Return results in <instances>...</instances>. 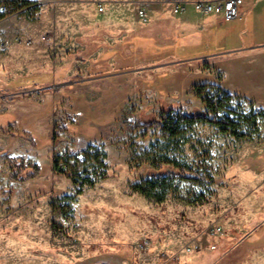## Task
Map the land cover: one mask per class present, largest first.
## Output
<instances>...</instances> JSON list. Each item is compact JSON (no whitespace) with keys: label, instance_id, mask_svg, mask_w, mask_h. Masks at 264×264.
I'll return each mask as SVG.
<instances>
[{"label":"rangeland","instance_id":"obj_1","mask_svg":"<svg viewBox=\"0 0 264 264\" xmlns=\"http://www.w3.org/2000/svg\"><path fill=\"white\" fill-rule=\"evenodd\" d=\"M0 13V126L16 133L0 132V153L41 166L15 180L0 156V264H264V117L254 115L264 49H248L259 42L250 16L217 20L193 41L167 26L127 55L112 38L119 51L106 59L79 52L77 39L20 43L9 21L29 12ZM199 85L202 97L236 94L219 113L242 120L237 132L201 121L170 139L129 126L179 108L203 114ZM159 160L206 178L177 177L159 201L161 189H135L165 172Z\"/></svg>","mask_w":264,"mask_h":264},{"label":"crops","instance_id":"obj_2","mask_svg":"<svg viewBox=\"0 0 264 264\" xmlns=\"http://www.w3.org/2000/svg\"><path fill=\"white\" fill-rule=\"evenodd\" d=\"M196 1L200 0H32L37 6L33 12H29L30 16L22 14L9 22L17 30V36L30 38L33 43H54L56 38L77 39L84 47L79 52L88 55L99 53L106 55L107 59L119 51L121 43L112 42V38L122 39V54H128L137 45V37L146 40L158 38L161 32L163 34L167 30V26H174L183 38L193 41L197 32H205L217 20L225 19L220 15H207L197 11L202 15L197 23L194 21L193 9H187L183 14H175L173 11L176 4L186 3L192 8ZM100 5L104 7L102 11L99 10ZM140 10L144 11V16L140 15ZM238 16H250L254 22L253 31L259 32V42L248 49H264V0H243L236 17ZM15 21L21 25L15 24ZM137 22L139 26V23L144 24L138 30ZM248 30L245 32H249ZM47 33L51 35L42 39ZM180 47H184L183 43ZM47 74L41 73L39 76L45 79L44 77L50 76Z\"/></svg>","mask_w":264,"mask_h":264},{"label":"trees","instance_id":"obj_3","mask_svg":"<svg viewBox=\"0 0 264 264\" xmlns=\"http://www.w3.org/2000/svg\"><path fill=\"white\" fill-rule=\"evenodd\" d=\"M1 1V0H0ZM13 8L18 6L29 4L26 0H13ZM36 9V8H34ZM4 17L3 13H0V20ZM205 85H199L195 87L198 91L200 97H202V89ZM226 90L219 89L218 93L213 95H205L202 97L203 103L205 104V111L203 114L194 115L186 112L182 108L177 110H171L167 116L160 117L158 120L152 123H141L137 122L134 124H129L132 128H158L163 131L170 139H177L185 134L187 129L197 122H207L214 124L223 129H231L233 132H237L241 127V119L230 118L219 113L220 110H224L226 105L231 100V97L235 96ZM255 117H264V106L256 112ZM244 119V118H242ZM250 121L247 118L246 122ZM0 132L8 134L10 136L16 135V133L8 130L5 126H0ZM30 139V138H27ZM0 156H5L9 163L13 167L11 177L15 180L26 181L38 176L41 173V166L36 164H26L22 157H13L9 155V152H1ZM160 169L165 170L164 173L158 172L149 175L145 180L135 186V189L140 193L153 196V192L161 189L162 195L157 198L159 201L164 200V196L169 189L174 185L175 178L179 177L182 179H205V175L192 170L188 165L181 162H173L171 160L163 161L159 160L158 163ZM164 167V168H163ZM61 171L64 169V164L61 165ZM161 171V170H160Z\"/></svg>","mask_w":264,"mask_h":264},{"label":"built area","instance_id":"obj_4","mask_svg":"<svg viewBox=\"0 0 264 264\" xmlns=\"http://www.w3.org/2000/svg\"><path fill=\"white\" fill-rule=\"evenodd\" d=\"M29 2V4L18 6L16 8H13V0H1L0 1V12H10L12 11L11 15H19L22 13L27 12H33L35 7L37 6L32 0H26ZM243 4V0H200L195 2V8L197 11L203 13V14H216L223 16L225 19H233L235 18L239 10ZM103 5L99 6V10H103ZM188 5L186 3L183 4H176L173 8V11L175 14H183L187 11ZM141 16H144V11H139ZM51 33H47L42 37V39H46L49 37ZM17 41L22 43L24 40L21 36H17ZM27 42H32V39L28 38ZM7 45L6 40L0 39V47L5 48ZM222 231V228L218 225L210 227V229L207 232L208 236H217ZM148 241H144L141 244V247H146L148 245ZM203 242L199 241L195 244V248L199 249L202 247ZM211 248L215 249L217 247L216 244H210ZM194 247L188 248L189 250H192Z\"/></svg>","mask_w":264,"mask_h":264},{"label":"flooded vegetation","instance_id":"obj_5","mask_svg":"<svg viewBox=\"0 0 264 264\" xmlns=\"http://www.w3.org/2000/svg\"><path fill=\"white\" fill-rule=\"evenodd\" d=\"M0 120H1V118H0ZM0 122H2V121H0ZM0 124H2V123H0Z\"/></svg>","mask_w":264,"mask_h":264}]
</instances>
